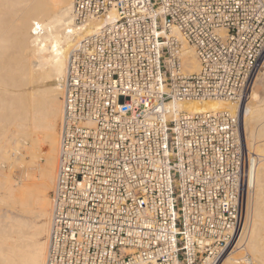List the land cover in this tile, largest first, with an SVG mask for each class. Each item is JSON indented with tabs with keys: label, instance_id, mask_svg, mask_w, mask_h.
Masks as SVG:
<instances>
[{
	"label": "built area",
	"instance_id": "built-area-1",
	"mask_svg": "<svg viewBox=\"0 0 264 264\" xmlns=\"http://www.w3.org/2000/svg\"><path fill=\"white\" fill-rule=\"evenodd\" d=\"M111 11L59 81L46 264H214L244 232L252 152L239 111L176 104L246 97L264 69V0H74L67 32Z\"/></svg>",
	"mask_w": 264,
	"mask_h": 264
},
{
	"label": "bare ground",
	"instance_id": "bare-ground-1",
	"mask_svg": "<svg viewBox=\"0 0 264 264\" xmlns=\"http://www.w3.org/2000/svg\"><path fill=\"white\" fill-rule=\"evenodd\" d=\"M73 2L0 0L7 18L0 20V33L12 28L4 31L9 35L0 36V264H46L53 216L50 193L56 184L63 114L62 92L52 81L65 75L70 51L83 36L119 18L111 11L69 34ZM183 46L186 71L199 72L193 46L185 41ZM250 96V105L248 95L240 103L219 97L176 104L188 112L239 111L242 138L249 148H255L251 156L253 185L247 198L248 203L254 200V215L245 241L253 258L240 261L230 251L222 264H264V96ZM41 156L44 164L38 167L35 163ZM6 164L18 168L19 181L11 171L5 172ZM245 231L246 225L241 238Z\"/></svg>",
	"mask_w": 264,
	"mask_h": 264
},
{
	"label": "rangeland",
	"instance_id": "rangeland-1",
	"mask_svg": "<svg viewBox=\"0 0 264 264\" xmlns=\"http://www.w3.org/2000/svg\"><path fill=\"white\" fill-rule=\"evenodd\" d=\"M1 6H2V3L0 4ZM1 9H3V10H1ZM0 10L2 11V14H0L1 16V21L5 18V20L7 21V18H6V12L4 11V8H0ZM4 17H3V16ZM4 21V20H3ZM3 23V22H2ZM1 23V24H2ZM9 29V28H8ZM7 28H5V29H3V31L0 33V36H5V34H8L9 35V33H5V32H7V30H8ZM5 31V32H4ZM8 31H12V28H10ZM59 81L60 80H54V81H52V83H54V84H58L59 85ZM62 92V91H61ZM250 93H255V96L258 98H262L263 96H264V69L262 70V72L259 74V76H258V78H257V80H256V82H255V84L253 85V87H252V89L250 90V92L247 94L248 95V97H247V95H246V97H247V102H248V104L250 105L251 104V101H252V96H250ZM245 97V98H246ZM244 98V99H245ZM61 99H62V97H61ZM243 99V100H244ZM242 100V101H243ZM241 101V102H242ZM232 102H234V101H232ZM236 103H240L239 101H237ZM251 107V106H250ZM58 133H59V131H58ZM248 147V146H247ZM254 147V146H253ZM248 149H249V151L250 152H253V153H255V148H252V146L249 148L248 147ZM257 152H259L258 150H256V153ZM257 155L259 156V153H257ZM262 157V156H261ZM260 157V158H261ZM263 158V157H262ZM261 158V163L264 161L263 159ZM25 159L27 160V161H30V156H26L25 157ZM38 162V163H37ZM38 167H40V166H42L43 164H44V158H43V156H41L37 161H36V163H35ZM13 167L12 169H10L9 170V168H11V167ZM18 168H16V166L15 165H9V164H6L5 166H4V170H5V172L6 173H10V171H11V174L10 175H12V177H13V179L15 178V180L16 181H19L20 180V173H18V170H17ZM13 170V171H12ZM15 172V173H14ZM2 191H0V193H1ZM52 193V192H51ZM50 193V195H52ZM249 202L250 203H248V211H247V213H246V231H245V233H244V235L242 236V238L240 239V241H239V243L235 246V247H233L232 249L231 248H229L224 254H226V253H229L230 251H231V254H233V256H237V258H238V260H240V261H242V259L244 260V258L245 259H248V260H252V258H253V253L252 252H250V250L248 249L247 250V245H246V243L247 242H245V241H247V238L250 236V231H251V225H252V217H253V212H254V210H253V205L254 204H252V203H254V200L252 199V200H249ZM249 204H250V206H249ZM3 211V210H2ZM1 211V212H2ZM3 213V212H2ZM247 233V234H246ZM249 234V235H248ZM233 251V252H232ZM250 252V253H249ZM224 254L214 263V264H222V258H223V256H224ZM252 257H251V256ZM239 256V257H238ZM242 256H243V258H242ZM245 256V257H244ZM250 258V259H249ZM253 262H254V260H253ZM256 262V261H255ZM254 262V263H255ZM244 263H246V262H244ZM247 264V263H246ZM252 264V263H251ZM258 264V263H257Z\"/></svg>",
	"mask_w": 264,
	"mask_h": 264
}]
</instances>
